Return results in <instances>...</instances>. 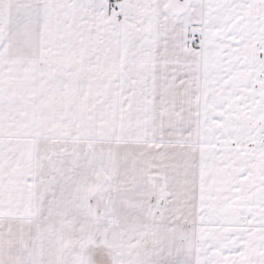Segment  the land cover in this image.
Masks as SVG:
<instances>
[{"label": "snow or ice", "instance_id": "obj_1", "mask_svg": "<svg viewBox=\"0 0 264 264\" xmlns=\"http://www.w3.org/2000/svg\"><path fill=\"white\" fill-rule=\"evenodd\" d=\"M0 264H264V0H0Z\"/></svg>", "mask_w": 264, "mask_h": 264}]
</instances>
